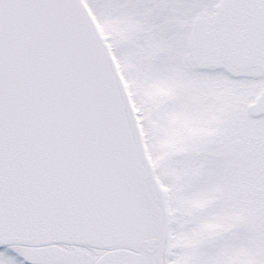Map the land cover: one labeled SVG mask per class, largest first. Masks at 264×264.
<instances>
[{
  "label": "snow or ice",
  "instance_id": "obj_1",
  "mask_svg": "<svg viewBox=\"0 0 264 264\" xmlns=\"http://www.w3.org/2000/svg\"><path fill=\"white\" fill-rule=\"evenodd\" d=\"M0 264H264V0H0Z\"/></svg>",
  "mask_w": 264,
  "mask_h": 264
}]
</instances>
